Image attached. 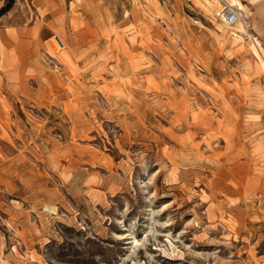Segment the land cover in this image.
<instances>
[{
	"label": "rangeland",
	"instance_id": "1",
	"mask_svg": "<svg viewBox=\"0 0 264 264\" xmlns=\"http://www.w3.org/2000/svg\"><path fill=\"white\" fill-rule=\"evenodd\" d=\"M246 1L227 25L216 0L162 22L104 0L128 34L108 64L0 128V264H264V0Z\"/></svg>",
	"mask_w": 264,
	"mask_h": 264
},
{
	"label": "crops",
	"instance_id": "2",
	"mask_svg": "<svg viewBox=\"0 0 264 264\" xmlns=\"http://www.w3.org/2000/svg\"><path fill=\"white\" fill-rule=\"evenodd\" d=\"M5 1L0 0V7ZM23 1L12 0L10 7L0 14L3 23L0 24V128L13 121L12 113L21 100H32L35 105L47 82L66 84L69 81L75 85L77 81L89 80L95 70L108 64L110 57L106 48L114 42H125L128 35L124 34L127 30L121 31V26L109 22L107 16L112 14L104 0H29L30 5L27 0ZM128 1L129 13L134 10L139 19L146 21L150 16L162 22L170 10L167 1L175 0H136L138 5L135 0ZM216 1L247 7L246 0ZM22 13L24 18H11L9 22L8 16L18 17ZM138 30L144 31L141 26ZM50 38L66 57L49 52L46 46ZM255 44H251L254 52ZM244 153L250 155L247 151ZM0 155H3L1 147Z\"/></svg>",
	"mask_w": 264,
	"mask_h": 264
},
{
	"label": "built area",
	"instance_id": "3",
	"mask_svg": "<svg viewBox=\"0 0 264 264\" xmlns=\"http://www.w3.org/2000/svg\"><path fill=\"white\" fill-rule=\"evenodd\" d=\"M212 18L214 20H217L224 24L229 25L237 19V13L235 10H233L229 6L223 5L218 11L213 13Z\"/></svg>",
	"mask_w": 264,
	"mask_h": 264
},
{
	"label": "trees",
	"instance_id": "4",
	"mask_svg": "<svg viewBox=\"0 0 264 264\" xmlns=\"http://www.w3.org/2000/svg\"><path fill=\"white\" fill-rule=\"evenodd\" d=\"M12 0H6L5 3L0 7V14L7 10L11 5Z\"/></svg>",
	"mask_w": 264,
	"mask_h": 264
},
{
	"label": "bare ground",
	"instance_id": "5",
	"mask_svg": "<svg viewBox=\"0 0 264 264\" xmlns=\"http://www.w3.org/2000/svg\"><path fill=\"white\" fill-rule=\"evenodd\" d=\"M201 3H202V5H204V6H205V8H208V6H207V4H206V3L202 2V1H201ZM229 7H231V8H232L233 6H229ZM236 13H237V12H236Z\"/></svg>",
	"mask_w": 264,
	"mask_h": 264
}]
</instances>
